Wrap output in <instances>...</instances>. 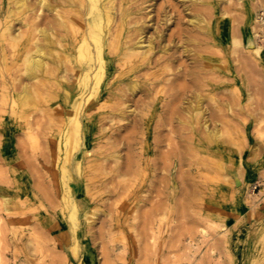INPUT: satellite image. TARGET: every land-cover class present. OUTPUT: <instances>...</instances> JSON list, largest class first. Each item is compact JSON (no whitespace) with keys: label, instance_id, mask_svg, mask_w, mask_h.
<instances>
[{"label":"rangeland","instance_id":"rangeland-1","mask_svg":"<svg viewBox=\"0 0 264 264\" xmlns=\"http://www.w3.org/2000/svg\"><path fill=\"white\" fill-rule=\"evenodd\" d=\"M17 1L0 0V264H264L249 234L264 221V0H114V72L82 111L74 234L58 143L82 0ZM25 86L37 102H19ZM205 120L226 133L207 139Z\"/></svg>","mask_w":264,"mask_h":264},{"label":"bare ground","instance_id":"bare-ground-1","mask_svg":"<svg viewBox=\"0 0 264 264\" xmlns=\"http://www.w3.org/2000/svg\"><path fill=\"white\" fill-rule=\"evenodd\" d=\"M17 2L19 7L25 5V0H18ZM81 6L82 8H78L76 11V16L74 17V21L79 24V27L75 28L74 33L76 34V32H78L80 29L81 30L75 35L76 39L75 43L73 44L75 52L73 55L71 54V56H69L70 60L73 61L75 69L78 73L76 87L78 88L79 92L76 94L77 98L75 94H70L68 90L65 92V98L66 100H69V110L67 113L68 120L67 123L65 121L66 130L63 132L62 139L58 143V149L62 150L64 155L60 161L62 164L60 169L62 176H60L62 181H64V200L69 212L68 217L72 222L69 228H71L73 234L76 233L79 216L77 202L74 197L75 189L71 182L77 181L75 179L76 176L74 177L73 173L79 174L81 170V162L78 160V155L76 153L80 148H82L83 136L87 137L91 131L89 121L86 119V117H84V115H82V111L85 105H88L89 102L95 99H100L103 88L106 86L110 75H112L114 72V59L111 57L112 55H110V53L115 46V35L111 32V25L115 23V16L113 14V11L115 10L114 0H82ZM47 8L50 9V6L47 5ZM82 15H86L88 18H83ZM192 21L198 22L199 18L197 19L195 17V19L193 18ZM258 21L263 22V19L259 18ZM81 23H84V26L81 25ZM42 34L50 42H54L53 40L51 41V36L48 32L42 30ZM17 36L19 37V35ZM12 45H16L14 39H12ZM232 45L233 48L237 50L242 47V41L234 38ZM142 46L143 45L141 43L137 42L134 47L141 48ZM248 46L252 49L254 55H260L261 48L258 45L253 46L252 43H249ZM124 57L131 58L132 54L129 52H124ZM46 58V54L42 48L36 49L34 53L27 51L23 59V63L25 75L28 79H35L37 76H39V72L41 75L44 73V60ZM135 86L133 87L134 89ZM32 96L33 94L31 93V90L25 86L18 95V100L22 105H29L31 102H37L38 97L35 98ZM180 97L181 96L179 95V99ZM172 110L170 109L171 112ZM203 110H201V106L197 104V107L194 108L193 114L191 115L192 120L194 118L196 120H200L205 114ZM228 110L230 111V108H228ZM202 128L207 133V139L210 138V140H213L214 142L223 133H226L225 129L215 128L214 130H211L208 127L206 120L202 124ZM71 250L76 257H79L80 249L76 239L73 242ZM88 256V253H86L84 257L80 259V264H84L86 261L85 259H87Z\"/></svg>","mask_w":264,"mask_h":264},{"label":"crops","instance_id":"crops-1","mask_svg":"<svg viewBox=\"0 0 264 264\" xmlns=\"http://www.w3.org/2000/svg\"><path fill=\"white\" fill-rule=\"evenodd\" d=\"M249 14H251V13H249ZM14 182H18V181H14ZM259 227H258V229L255 228V231H254V228L252 230H250L249 234H251L252 236L254 234H258V247L259 248H263L264 247V240H263L264 239V234L262 235V233H264V221H262L259 224ZM223 236H224V239H225L224 240V247H223V249L225 248V250H226L225 252H226L228 258H230V255L228 254V252H229V250H228L229 245H228V240L226 239V234L224 233ZM241 255H242V253H241ZM240 264H242V262H240Z\"/></svg>","mask_w":264,"mask_h":264}]
</instances>
